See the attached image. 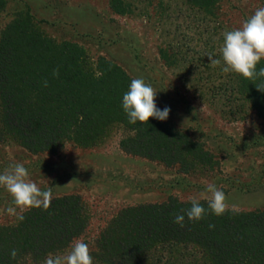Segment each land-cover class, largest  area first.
<instances>
[{"label":"rangeland","instance_id":"obj_1","mask_svg":"<svg viewBox=\"0 0 264 264\" xmlns=\"http://www.w3.org/2000/svg\"><path fill=\"white\" fill-rule=\"evenodd\" d=\"M5 2L0 9V45L6 32H38L58 45L78 46L87 55L91 73L99 75L98 64L105 59L131 81L142 78L157 91V107L171 109L162 122L213 157L184 172L178 164L130 154L123 143L134 133L120 123L90 148L69 141L57 154H34L9 134L0 99V173L22 163L42 191L51 189L52 200L80 196L89 227L78 239L88 244L91 255L122 211L172 198L190 203L208 184L225 193L228 211H264V119L241 93L237 74L222 71L220 52L223 33L239 28L264 7V0H213L205 8L190 0ZM209 55L221 64L211 66ZM10 204V195L0 187L1 227L19 222L7 214ZM154 257L159 264H207L195 246L162 249ZM93 264L102 263L93 258Z\"/></svg>","mask_w":264,"mask_h":264},{"label":"trees","instance_id":"obj_2","mask_svg":"<svg viewBox=\"0 0 264 264\" xmlns=\"http://www.w3.org/2000/svg\"><path fill=\"white\" fill-rule=\"evenodd\" d=\"M205 8L213 0H190ZM0 0V9L5 7ZM113 5V4H112ZM116 11V7L112 6ZM23 16V15H21ZM20 16V17H21ZM87 55L73 44L58 45L38 32H6L0 45V99L11 136L34 153L57 154L69 141L90 148L113 124H123L134 136L123 145L128 153L190 172L197 163H210L204 147L155 118L130 124L122 107L131 78L117 65L100 60L99 75L87 69ZM264 68V60L257 71ZM59 69V76L52 75ZM237 76L242 94L264 119V81ZM48 81V87L43 82ZM198 222L175 224V214L191 207L172 198L165 204L122 211L104 230L92 255L102 264H159V250L195 246L207 264H264V211H227L214 215L207 202ZM11 227L0 226V264H28L70 248L89 227L80 196L51 201L47 211L33 208ZM209 225H214L210 228ZM16 250L15 259L11 257Z\"/></svg>","mask_w":264,"mask_h":264},{"label":"clouds","instance_id":"obj_3","mask_svg":"<svg viewBox=\"0 0 264 264\" xmlns=\"http://www.w3.org/2000/svg\"><path fill=\"white\" fill-rule=\"evenodd\" d=\"M224 73H236L245 79L255 81L264 78V68L257 71L258 64L264 60V7L258 8L253 15L246 19L239 28L225 31L223 43L220 47ZM211 66L221 64V59L208 56ZM59 76V69L52 73ZM257 89L264 92V81L255 84ZM48 87V81L43 82ZM157 91L142 78L133 79L129 90L123 95L122 107L129 123L137 122L148 124L150 118L166 121L169 118L170 108L163 110L156 105ZM203 110V109H201ZM0 187H3L11 197V204L6 209L9 216H14L19 221L25 219L24 213L33 208H42L47 211L51 206L53 194L51 189L41 190L37 183L29 179V172L22 163L10 165L0 173ZM203 199L208 204V209L216 216H223L228 211L226 195L214 184H208L206 191L200 198L190 199L191 207L175 214L174 223L180 227L185 226V213L189 221L198 222L206 214L201 204ZM213 228L214 225H209ZM16 250H12L11 257L15 259ZM43 264H93L90 248L82 239H75L70 249L64 254H49Z\"/></svg>","mask_w":264,"mask_h":264}]
</instances>
